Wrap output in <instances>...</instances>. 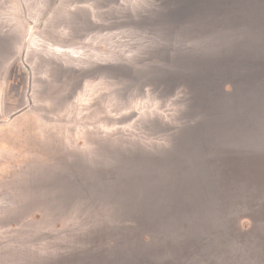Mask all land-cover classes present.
Listing matches in <instances>:
<instances>
[{
    "label": "rangeland",
    "instance_id": "obj_1",
    "mask_svg": "<svg viewBox=\"0 0 264 264\" xmlns=\"http://www.w3.org/2000/svg\"><path fill=\"white\" fill-rule=\"evenodd\" d=\"M218 4L0 0V264H264L262 10Z\"/></svg>",
    "mask_w": 264,
    "mask_h": 264
},
{
    "label": "trees",
    "instance_id": "obj_2",
    "mask_svg": "<svg viewBox=\"0 0 264 264\" xmlns=\"http://www.w3.org/2000/svg\"><path fill=\"white\" fill-rule=\"evenodd\" d=\"M217 1H219V4L216 5V7H217V12L220 15V20H222L224 17L233 20L234 15L236 13L235 12L236 9H244L246 6H249V5L255 8L254 11L262 10L263 25H262L260 34H262V36H264V0H260L259 3H257L254 0H217ZM240 7H242V8H240ZM237 18H238V15H237ZM246 40H248V39H246ZM249 41H251V39ZM254 41H256V43L261 44L262 46L264 44V40L261 42H257L258 40L255 39ZM251 64L252 65L250 67L253 68V70L250 69L249 71L252 70L251 71L252 74H255L256 72H260L262 74V76H264V59L262 61L252 60ZM262 91L264 93V87L259 91V93L257 95L260 96ZM252 95L257 96V95H255V92ZM254 99H255L254 102L255 101L260 102L258 100H261V97L254 98ZM211 141L214 143V146H213L214 150L217 149L219 142L215 143L214 140H211ZM217 159H220V158L214 157V159L212 161H210V159H208V158L203 159L202 163L198 169H200L201 171L208 170V168L211 167V164H213L215 162L214 160H217ZM233 161H235V160H233ZM246 162H245V164H247V166H249V165L251 166L254 163V158H251V160H247ZM194 184H196V183H194Z\"/></svg>",
    "mask_w": 264,
    "mask_h": 264
},
{
    "label": "crops",
    "instance_id": "obj_3",
    "mask_svg": "<svg viewBox=\"0 0 264 264\" xmlns=\"http://www.w3.org/2000/svg\"><path fill=\"white\" fill-rule=\"evenodd\" d=\"M26 40H27V38H24V42H23V44H22V47H21V51L23 52V51H25V46H26Z\"/></svg>",
    "mask_w": 264,
    "mask_h": 264
}]
</instances>
